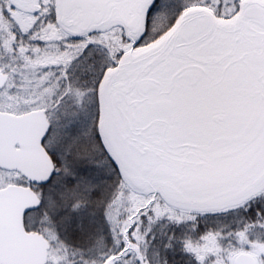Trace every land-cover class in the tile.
I'll use <instances>...</instances> for the list:
<instances>
[{
	"label": "snow or ice",
	"instance_id": "1",
	"mask_svg": "<svg viewBox=\"0 0 264 264\" xmlns=\"http://www.w3.org/2000/svg\"><path fill=\"white\" fill-rule=\"evenodd\" d=\"M0 264H264V0H0Z\"/></svg>",
	"mask_w": 264,
	"mask_h": 264
}]
</instances>
